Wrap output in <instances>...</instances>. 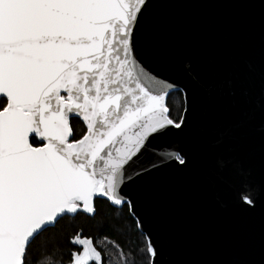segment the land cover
Wrapping results in <instances>:
<instances>
[{
    "label": "snow or ice",
    "instance_id": "1",
    "mask_svg": "<svg viewBox=\"0 0 264 264\" xmlns=\"http://www.w3.org/2000/svg\"><path fill=\"white\" fill-rule=\"evenodd\" d=\"M147 3L0 0V264H29L38 238L65 218H95L98 198L136 216L127 181L161 165L230 192L247 213L264 214V0L246 5L261 19L254 59L235 48L209 49L212 37L192 30L178 118L170 93L182 89L139 59ZM192 83L228 114L198 121ZM165 138L178 150L151 159ZM250 143L258 145L255 158ZM69 242L78 246L69 264H135V251L131 261L123 250L113 258L83 229ZM163 255L149 234L145 264H163ZM36 264L62 261L53 252ZM237 264H264V247L257 259Z\"/></svg>",
    "mask_w": 264,
    "mask_h": 264
},
{
    "label": "water",
    "instance_id": "2",
    "mask_svg": "<svg viewBox=\"0 0 264 264\" xmlns=\"http://www.w3.org/2000/svg\"><path fill=\"white\" fill-rule=\"evenodd\" d=\"M248 0H148L139 32V59L154 74L176 82L182 93L189 83L185 53L194 28L208 33L209 49L235 48L255 58L261 39L258 11ZM193 4L205 5L193 7ZM214 62L216 56L209 54ZM201 123L222 119L228 109L218 110L206 93L192 83ZM252 158L258 145L250 143ZM172 138L155 142L151 159L159 161L165 151H176ZM139 163V162H138ZM127 181L125 191L135 204L139 230L149 234L164 251L163 264H237L258 258L264 247V214L247 213L237 206L230 192L193 182L175 168L161 165L150 173ZM115 208L124 206L112 205Z\"/></svg>",
    "mask_w": 264,
    "mask_h": 264
},
{
    "label": "trees",
    "instance_id": "3",
    "mask_svg": "<svg viewBox=\"0 0 264 264\" xmlns=\"http://www.w3.org/2000/svg\"><path fill=\"white\" fill-rule=\"evenodd\" d=\"M177 98L176 102L172 99ZM173 106L172 116L178 118L182 112L184 104L183 93L175 92L170 98ZM73 125L76 130L82 127L78 120H73ZM97 214L95 218L85 214H79L75 220L69 221L67 218L57 223L55 228L49 229L43 234V237L38 238L36 243L31 246L29 255V264H36L37 259L41 255L52 254L57 252L62 264H69V253L78 248L73 246L69 241L77 234L80 229H83V236L92 237L94 241L103 240L101 245L102 250L111 253L115 258L118 253L123 250L129 255L130 261L132 251L136 252L135 264H145L144 247L146 236L139 230L136 219L129 213V210L123 208H115L105 199H97ZM115 223H120L123 227L117 231L114 228ZM104 237H107L104 240ZM45 243L40 246V241ZM62 254V255H60Z\"/></svg>",
    "mask_w": 264,
    "mask_h": 264
},
{
    "label": "rangeland",
    "instance_id": "4",
    "mask_svg": "<svg viewBox=\"0 0 264 264\" xmlns=\"http://www.w3.org/2000/svg\"><path fill=\"white\" fill-rule=\"evenodd\" d=\"M175 92H178V91H173L172 93H170V98H171L172 94L175 93ZM179 92H180V91H179ZM176 100H177V98H173V99H172L173 102H176ZM176 114H177V117H178L179 115H178L177 112H176Z\"/></svg>",
    "mask_w": 264,
    "mask_h": 264
}]
</instances>
